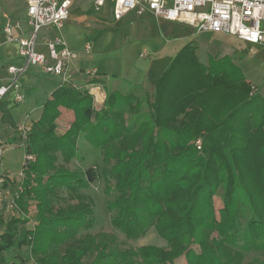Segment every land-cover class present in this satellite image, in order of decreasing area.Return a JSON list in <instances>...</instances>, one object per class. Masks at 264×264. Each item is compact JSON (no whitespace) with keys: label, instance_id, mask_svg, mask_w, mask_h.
<instances>
[{"label":"trees","instance_id":"16d2710c","mask_svg":"<svg viewBox=\"0 0 264 264\" xmlns=\"http://www.w3.org/2000/svg\"><path fill=\"white\" fill-rule=\"evenodd\" d=\"M103 84L97 77L86 86ZM208 106L214 111L209 118L204 114ZM103 107H95L84 86L70 83L58 87L44 104L25 147L35 161L17 199L24 218L4 223L0 264H7L5 253L23 246H29L27 260L35 264H83L93 252L92 264H136L140 259L144 264H175L189 241L203 249L187 256L188 264H239L242 256L229 253L228 246L239 242L245 251H264V99L252 94L229 58L205 67L190 43L158 79L153 102L134 93L106 91ZM130 113L136 118L127 122ZM64 116H70L69 128L58 136L57 122ZM82 137L104 151L105 162L117 161L110 171L117 181L115 196L107 204L115 213L113 226L134 241L155 227L168 249L106 252L101 243L98 252L93 239L75 240L94 224L92 210L78 193L88 183L83 175L57 166V154L65 162L76 158ZM61 189L78 204L55 208ZM219 192L223 208L218 221L214 197ZM30 217L38 223L34 231L22 227ZM211 230L222 241L208 248Z\"/></svg>","mask_w":264,"mask_h":264},{"label":"crops","instance_id":"0c3cea01","mask_svg":"<svg viewBox=\"0 0 264 264\" xmlns=\"http://www.w3.org/2000/svg\"><path fill=\"white\" fill-rule=\"evenodd\" d=\"M23 1L24 17L27 22L25 0ZM93 4L94 0H77L71 7L70 17L61 30L43 29L39 35L38 48L40 51L45 52L43 44L46 39H61L65 43V47L78 54V58L72 62L69 68L71 84L74 86H86L89 78L85 72H96L101 79L105 80L107 92H117L121 95L134 93L139 97H148L149 101L153 102L157 81L172 64L177 54L176 50L169 48L168 43L175 39L186 40L194 36L198 37L194 41L196 56L205 67H209L214 61L229 58L232 65L242 69L247 61L245 58L250 54L255 53L264 57L263 46H253L231 36L196 34L191 27L186 25L168 22L149 14L138 16L134 12L129 13L120 21H115L111 4L100 12L93 10ZM21 28L24 33L29 31L27 25ZM229 39L233 41V44ZM16 45L19 47L17 42H6V34H3V39H0V50H2L0 73L2 75H4L3 70L6 66L17 65L8 64L10 58L6 57L11 54L10 48ZM86 45H90L92 48L88 54L84 52ZM199 52H202L203 60L198 56ZM95 55H101L107 59L106 66L109 70L107 74L102 75L103 73L96 69L89 70L88 66L92 64ZM30 78H32L33 86L29 91L33 92L36 91L39 80L37 77ZM54 78L60 87L63 84V79ZM244 79L249 85H254L257 88L253 81L246 77ZM25 84L26 82H23V85ZM54 91L48 94L49 98ZM257 92L264 99V89L261 91L257 89ZM11 96H14L15 100V93H11L2 100L0 106L4 102L6 104ZM42 110L43 105L41 108L25 109L24 118L20 122H13L10 118L5 122L9 110L7 112L2 110L0 111V131L2 130L6 134L11 133L10 140H13L16 136L12 131H9L11 127H18L22 124L32 125L39 121ZM17 138L20 139L19 133ZM6 140L8 141V139ZM0 141L4 144L2 140Z\"/></svg>","mask_w":264,"mask_h":264},{"label":"rangeland","instance_id":"374dc122","mask_svg":"<svg viewBox=\"0 0 264 264\" xmlns=\"http://www.w3.org/2000/svg\"><path fill=\"white\" fill-rule=\"evenodd\" d=\"M92 7L95 11L94 4ZM24 10L25 8L23 0H0V37L2 39L8 24H10L11 26L20 24L21 27L27 25V22H25ZM197 39L198 37L196 36H194L193 38H188L186 40L175 39L172 42L168 43L169 45H167L169 46V48L177 51V56L185 49L188 44L191 43L192 45H195L194 41H196ZM231 42L233 44L232 40ZM10 51L11 54L6 55L7 58H10L8 60L10 61L8 62V64H20L18 53L19 47L16 45L13 48H10ZM1 53L2 50H0V54ZM198 56L203 60L202 52H199ZM245 60L247 61L242 69L237 67L239 69V74L246 77L248 80L253 81L257 86L256 89L261 91L262 89H264V57L253 53L245 58ZM107 64L108 62L105 57L101 55H95L92 64H90L88 68L91 71L96 69L100 71V73H103L102 75H104V73L107 74L109 71L106 66ZM30 77H37L39 80L36 91L33 92L29 91V89L31 90L30 87L33 86V81ZM102 81L103 83H105L104 79H102ZM23 82H26V84L23 85ZM20 83V93L25 96V103L18 106L15 105L16 103L14 100V96H11L6 104L4 102L0 106V111L3 110L4 112H7L9 110L5 122L8 121V118H10V120H12L13 122H20V120L24 118L25 109L28 110L32 107L41 108L42 105L44 106V104L48 101V94L58 88V81L54 78V76L46 74L38 67L31 68L28 73L22 77ZM252 86L254 85H251V88ZM102 88L106 93L107 89L105 87V84L102 85ZM103 108V106H100L97 109ZM143 109L148 111L147 106ZM205 110V117L209 118L214 113L212 106L206 107ZM134 114L130 113L127 115V122H131L136 118ZM70 120V116H64L57 122L58 127L56 133L58 136L64 135V133L68 130ZM28 126H31V124H28ZM9 131H12L13 134H15V139L10 140L12 135L11 133L8 132L6 134L3 133L2 130L0 131V140L4 142L3 147L5 148L3 168L10 171L14 177H18L23 171L25 148L21 145L20 139L18 140L17 138L19 133L18 127L12 126ZM6 139H8V141ZM196 144L200 146L199 144L201 143L197 142ZM116 162V159L111 160L109 163L105 162L104 151H100L91 147L83 137L78 141V155L76 158L72 159L69 162H65L63 156L60 153L57 154V166L63 167L72 173L83 175L88 183L87 188L80 189L78 193L80 194V196H82L81 198L83 204L85 206H88L92 210L93 213L91 214L90 218L94 219V224L90 229L79 231L75 236V240H80L81 243H83L87 242L90 238L93 239L97 244H99L98 252L100 251V249H103V245H100L101 243H106V252H111L113 249L122 251H136L140 248L149 246L157 247L160 249H168V242L163 237H161L155 227L151 228L143 237L134 241L127 240L126 237L113 226L112 220L115 213L109 212V210L107 209V204L108 201L113 200L111 196L115 194L114 190L117 186L116 178L110 173L112 167L116 164ZM141 186H143V184ZM144 186H147V184H145ZM109 189L112 190L109 193L110 196L106 193V191ZM221 197L222 193L220 192L216 197H214V207L218 221L221 220L218 212L223 208ZM77 204L78 199L66 189H61L59 191L58 197L55 199V208H58L60 206L65 207L68 205L75 206ZM34 210L35 208L32 209L33 214L35 213ZM9 218H11L10 220H12L17 218L23 219L24 217L19 211H16L14 212V214L9 216ZM36 222L37 221L34 217H30L29 221L23 224L22 227L26 231H34L35 227L38 224ZM240 223L241 227L243 228L247 225L244 218L240 220ZM22 230L23 229H21V231ZM5 232L6 226L2 228L0 233L3 236ZM208 234V239L207 241L205 240L208 248H212V246L214 247L215 245L220 244L219 242L222 241V237H220V235L216 231L211 230L210 232H208ZM189 242H185L183 244V255L176 259L175 264H188L186 260L187 256L197 255L202 252L203 247L201 244L195 241ZM228 246L230 249L229 253L239 254L240 256H242L239 264H264V251H245L241 248V242H239L238 245H233V247L230 245ZM29 253V246H23L20 249L15 247L11 251L5 253L7 264H35L34 259L30 261L27 260ZM96 255L97 253L93 252L90 255L86 256L83 264H92ZM136 264L144 263L140 259L136 260Z\"/></svg>","mask_w":264,"mask_h":264},{"label":"built area","instance_id":"2783aa9c","mask_svg":"<svg viewBox=\"0 0 264 264\" xmlns=\"http://www.w3.org/2000/svg\"><path fill=\"white\" fill-rule=\"evenodd\" d=\"M77 0H25L26 19L29 31L24 33L20 24L7 25L5 29L6 42H17L19 45L20 64L8 65L0 73V103L11 93H15V103L25 101L19 91L20 79L31 68H40L46 74L63 79L64 83L72 82L69 74L70 65L78 58L61 39H46L40 51L39 35L43 29L61 30L70 17V10ZM112 5L115 21H120L129 13L138 16L149 14L168 22L191 27L196 34H223L237 40L264 47V0H94V9L100 12L106 6ZM60 48V50H59ZM92 48L86 45L85 53ZM90 79L97 78L96 72H85ZM94 99L96 108L103 106L106 93L102 86H84ZM97 91L102 96L99 100ZM257 89L252 87V94ZM31 126L19 125L21 145L25 148ZM200 142V141H199ZM0 141V232L9 216L18 211L17 199L26 170L35 161V157L25 154L23 171L18 177L3 168L5 148ZM200 145V144H199ZM2 235L0 233V242Z\"/></svg>","mask_w":264,"mask_h":264},{"label":"bare ground","instance_id":"6f19581e","mask_svg":"<svg viewBox=\"0 0 264 264\" xmlns=\"http://www.w3.org/2000/svg\"><path fill=\"white\" fill-rule=\"evenodd\" d=\"M94 93L97 94V97H98L99 100L102 99V96L100 97V95H99V93L97 91H95Z\"/></svg>","mask_w":264,"mask_h":264}]
</instances>
